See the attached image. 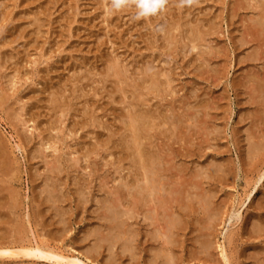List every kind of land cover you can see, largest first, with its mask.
Returning <instances> with one entry per match:
<instances>
[{"label":"rangeland","instance_id":"rangeland-1","mask_svg":"<svg viewBox=\"0 0 264 264\" xmlns=\"http://www.w3.org/2000/svg\"><path fill=\"white\" fill-rule=\"evenodd\" d=\"M110 2L111 0H0V141L1 143L3 142L2 144L5 147L8 158L10 157L11 171H13V177L9 176L11 174L10 171L6 173V175L8 174L6 178L2 177L5 174H0L5 181L2 182L3 180L1 181L0 178V197L2 194L4 198H7L6 188L11 187L17 191H15L16 193L13 192L16 200L19 199L17 205L20 207L16 206L17 208H14V211L5 209V213L15 212L17 213L16 216L15 213H13L14 215L11 213L13 216L8 214L3 216L0 212V215H2L0 216V227L2 225L0 228L1 238L9 237L6 239H10L13 234L11 220L13 218V220L16 219L14 221L18 222V225L21 223L19 227L20 230L22 229L23 237L28 236L27 238H29L28 240L25 239L26 241L39 240L53 245L56 249L59 246L57 250H60L64 255L73 254L76 257L80 255L79 259L83 261L87 257L86 254L90 253L88 254L89 259H95L96 264L99 262L107 264L109 260L111 261L109 264H151L155 249L159 248L157 252L159 251L162 254L161 243L147 237V233L151 236L152 233L156 232L154 226L151 224L147 226L146 224L149 221H144L143 218H140L143 217L144 211H147L148 208V205L146 208L143 205L144 201L141 200L144 207L141 206L142 208L138 210L139 205L135 208L138 213L145 209L143 213L141 214L140 212L136 218L127 220L135 226L138 233L137 239L134 240L132 245L135 255L132 260L127 257L126 252L121 253L118 248L121 246V240L114 241V243L110 241V236L115 233L113 232L112 234L113 230L110 231L107 226L109 224V222H106L107 219L101 220V217L104 216L102 214L103 211L106 212L105 214L108 213V210L104 208L112 202L117 207L116 211L118 213L126 211V208H130L128 212L135 213L131 208L133 198H130L134 195L129 194L127 196L126 194L129 191H126L130 190L131 193H134L133 190L136 185H134L135 187H132V185L135 182L143 185V174H141L140 169H138L140 172L136 170V173L139 172L140 174L134 173L136 167L132 166L135 163L131 157L133 154L130 153L134 151L132 150V140L129 136L132 131L129 126V128L125 126L128 125L126 124V120H128L126 115L133 112L130 111L132 107L128 106L139 104L136 107L137 111H143L144 109V111L147 110L148 115H151V111L157 114L151 115L152 123L154 124H152L151 131L148 132L150 137L148 136L147 141H142V145L144 147L148 143L147 148L144 147L147 151L151 152L150 150H152V152L154 151V153L160 155V158L164 157V159H161L163 160L161 161L162 163L165 162L162 164L164 166L161 169V181L163 182V179L169 180L168 183L173 184V188L176 190H178L177 186H179H176V183L181 181L183 188L181 185L179 186V195L181 193L182 199L187 200L183 201L185 203L188 202L185 204L187 207L184 206L182 211L178 205L172 210V214L175 212L176 219L180 220V223H185V226L183 224L181 226L179 223L176 234L173 233V236L176 235L174 236V242L176 243L173 242L174 245H168L169 248L165 251L170 253H167V257L170 258L171 253L174 254V258L177 257L175 260L171 257L173 258L172 262L176 261L174 264L179 262V264H202L204 261L206 264H225L220 256L221 247L228 259L231 256L229 259L231 264H260L262 261L257 260L259 257L264 262V177L251 196L248 199L245 197L246 192L252 188L253 179L257 176L259 162L264 159V114H262L264 113V80H260L264 79V48H262L264 46V31H261V28H264V24L262 25L260 21V19L264 20V1L199 0L194 6L181 8L179 0H168L163 12L156 16L139 20L134 18L136 11L134 6L121 11L110 12ZM175 13L176 15H174ZM256 18L257 20L259 19L258 22L261 24L260 29H256L259 23H253ZM175 23L176 27L174 26ZM189 29H192L191 33ZM195 34L196 37H191ZM190 40L192 43H190ZM193 40L197 41L196 44H198L195 45ZM191 44L197 46L199 50H197V47L190 48ZM115 61L119 65L121 63L124 64L117 66L116 63L118 68L126 65L119 70L120 79L123 83L120 80H116L112 70L109 69L111 73L107 70V66L115 65ZM147 66H152V68ZM146 68L151 69V71L154 69V72H158V79L161 77V80H159L162 85L160 84L157 88V91H160L159 97L155 96L157 91H153L155 95L151 92L153 96L148 93L147 86L143 84V87L141 86L143 90L140 89L141 87L137 88V90L135 88L132 89L135 84L140 85L144 74L142 72ZM156 69H159V71ZM121 70H126L124 71L126 76H122L124 72L121 73ZM162 70L164 71L162 72ZM104 72L108 73L103 75ZM100 74L101 76H99ZM163 75L166 77L162 78ZM128 78L129 80L132 78L135 80L129 81L127 80ZM163 79L166 80L165 83L162 82ZM167 81L168 86H171L172 89L166 85ZM163 84L166 85V89ZM114 85L115 87H113ZM144 86L146 91H144ZM162 87L164 89H161ZM119 88L122 89L120 90ZM93 90L96 93H93ZM132 90L137 93H132ZM138 90L141 94L140 92L138 93ZM52 96L58 102L54 101V98H51ZM122 98L124 99L122 100ZM144 98H148V100L146 101ZM135 99L138 100L137 103H134ZM60 103H64V105H60ZM188 105H190L189 108ZM191 106L194 108L192 109ZM59 107H62V109ZM153 107L154 109H152ZM86 108H92L90 113H88L89 110ZM182 108H185V110ZM126 111L128 112L126 113ZM159 111L162 112L163 116ZM260 111L261 114H259ZM183 113L185 116L192 115L186 118L185 116L183 117ZM167 114H170V116H167ZM61 115L63 116L61 117ZM155 116L159 119L157 120ZM179 116L183 117L181 122H179L180 118H175ZM170 117H172V122H169L171 120ZM185 118L186 121L189 118L192 120L190 122L187 121L190 123L189 126H187L188 123L185 125ZM85 119L86 122L84 121ZM95 119L99 121V124L96 123ZM164 120H166V123ZM125 121L126 123L124 124ZM84 122L87 125H84ZM89 122L93 123L90 124ZM193 122L194 125H191ZM157 123L160 124L161 128ZM168 123L171 125L176 123L173 128H177L178 124L179 129L173 132L169 128L170 125ZM180 123L184 124L185 127ZM165 124L169 126L167 127ZM170 133H172L171 136H169ZM121 137L126 140L124 141ZM105 139L107 145L105 144ZM253 139H257L255 143L260 144L259 149L250 147ZM248 141L250 144H248ZM43 142L46 143L41 146ZM260 142L263 143L261 144ZM122 144H126L127 146H125L128 148L126 149L125 147L124 150ZM50 145L51 147L49 148L48 146ZM159 145H161V148ZM151 146H156V148ZM158 147L161 151H158ZM107 150L108 153L106 152ZM128 150L132 151H129L128 154ZM247 150H250V154ZM164 153L169 155L166 154L165 156ZM127 154L130 155V160L123 157L124 155L127 156ZM169 157L172 158L168 159V161L167 158ZM55 159L58 160V166L56 162H52L53 160L56 161ZM55 163L56 167H59L58 173H56L57 168H52L55 165H51ZM178 163H180V168L181 164H183V171L182 169H180L181 171L179 169L175 171L174 165ZM261 164V169H264V161ZM48 165L52 168L51 170L54 168L55 170L53 172L50 171ZM129 166L132 169L135 168L134 171L131 172ZM178 166L176 168H179ZM118 167H121L122 170ZM116 168H118V172ZM127 168L129 171H127ZM48 169L52 173H49ZM2 171L3 168L0 173ZM203 171L207 174H203ZM127 172L132 174L129 175L130 173ZM200 172L202 173L200 174ZM176 173L182 176L183 179L179 180L180 177ZM202 174L205 175L207 180L203 178ZM207 175L210 177H207ZM129 176L138 177H135L136 179L132 177L131 179ZM140 176L141 178H139ZM175 176L179 177L178 180H176L177 177ZM49 177H54L55 179H50ZM111 177L117 180L120 179L118 182L121 180L123 182V179L131 182L129 185L127 181L121 183L127 184L125 187L119 185L120 183ZM143 177H146L145 174ZM6 180L11 186H8L9 184ZM47 180L52 182L49 187ZM144 182L147 183L146 179ZM186 182L188 186H191L189 188L192 190L186 186ZM116 183H118L117 191L114 190ZM164 183L167 182L164 181ZM168 183L164 185L167 191H169ZM180 183L178 182V184ZM171 184L170 186L172 187L173 185ZM199 184H201V187L198 186ZM45 185L50 188L47 191L49 195L53 198L55 197L53 201L50 196L48 197L49 199L47 198L48 193H46V190L48 188ZM52 185L55 187L54 190L59 189V191H56L61 195L58 192H53ZM122 187L127 190L124 192ZM1 188L3 189L1 190ZM112 188L114 189L112 190ZM185 189L189 190V192H185ZM40 191H43L42 194ZM108 191L111 194L108 195ZM111 191H115V200ZM119 191H123L125 194L122 193L125 196L121 193V198ZM164 191L161 193L166 194L167 191ZM171 191L173 189H170L167 194ZM201 191L203 194H201ZM206 191L208 192L206 193ZM211 192H214L213 196L210 195ZM187 193L196 194H193L194 196L191 195L195 199L189 198L190 195H184ZM198 193L200 194L199 196H197ZM45 195L47 196L45 197ZM79 195L86 202L81 200ZM172 195H175V193ZM201 195L202 198L200 197ZM203 195L206 196L203 197ZM208 195H210L209 199ZM44 197L47 199L44 200ZM103 197L106 199H102ZM108 197L111 198V201L113 199V201L111 202ZM125 197L126 199H124ZM120 198L124 199L125 202L131 199V201L126 202L127 204L129 203V206L131 204V206L128 207L123 202L124 200ZM117 199H120L126 207L124 208L123 204L119 205V201L117 204ZM50 200L52 202H46ZM194 200H198V203L194 202ZM50 203L52 204L49 205ZM105 203L106 205H104ZM0 204L1 206L6 205L4 202H0ZM98 204L100 205L98 206ZM47 205L49 208H47ZM57 205L59 210L61 208L64 210L61 209V211L55 212L58 209ZM198 206L204 208V213L200 212ZM3 208L0 210H3ZM213 208L218 213H215ZM97 209L99 210L97 211ZM65 210H67L68 214ZM211 211L213 214L215 213L214 217H212L213 214L210 215ZM22 213L24 219L20 217V215L23 216ZM96 214L101 215L96 216ZM59 215L65 219L61 220L62 218L60 219ZM174 215L173 217L175 218ZM207 215L217 219L213 220L211 218V222L210 217ZM179 216L181 218H178ZM192 216L198 219V222L195 223L196 219L194 220ZM200 216L205 219L199 218ZM5 217L7 220L4 219ZM96 219L99 221H95ZM200 219L201 221H199ZM1 220L2 222L5 220V223H1ZM23 220L24 223L26 222L25 224L28 223L26 229L29 227V231L24 229ZM6 222H8V225H6ZM97 223H99L98 227L101 226L100 229L97 225L96 227L94 226ZM37 224L38 226H36ZM69 224L70 226H68ZM196 225H198V228ZM201 225H208L209 229V244H212V246L208 244L209 247L206 249H201V247L198 249L201 239L197 238L195 231L198 229L199 233ZM3 226L6 227V231L9 229L8 226L11 227L9 234L7 232L5 234V227ZM65 227H68L67 230ZM95 228L100 231L97 232L98 236L97 233L92 235L97 231ZM181 228H184V232L180 230ZM59 229L63 232H60ZM105 229H108L110 233L108 230L101 233ZM36 230H39V232H36ZM65 230L66 232L64 233ZM88 230L92 232H88ZM93 230L95 231L93 232ZM24 233L28 234L24 236ZM30 233L32 238H30ZM33 233H35V236ZM39 233H42V238ZM85 233H88V235ZM105 233L110 235L109 239L108 235H103ZM100 235H103V237ZM46 236L48 238H45ZM177 236L178 238H176ZM195 236L198 240L194 242ZM95 239L100 240L95 243ZM52 241H54L53 244ZM111 243L114 246L112 245L108 249L111 248L110 251L114 255L111 258L115 262L112 259H107L108 261L106 260L105 262L104 258H109L110 255L108 254L112 253L106 252L108 251L107 244L111 245ZM116 246L117 249H115ZM172 246L174 247L172 248ZM94 247H96V250ZM73 249H75V252H72ZM196 249L198 250L196 251ZM90 250H93L94 253ZM148 250L151 252H148ZM165 251L163 253H166ZM203 251L204 253H202ZM106 254L108 257H106ZM255 256H257L256 260L254 259ZM147 258H151L150 263H147L149 262ZM165 258L163 255H158L152 264H162L160 263L161 259L164 262ZM24 260L29 261L28 263L26 262L27 264L57 263L52 260L46 262L48 260L45 261V259L41 258H22V260L9 261L4 259V262L0 261V264H22L25 262Z\"/></svg>","mask_w":264,"mask_h":264},{"label":"bare ground","instance_id":"bare-ground-1","mask_svg":"<svg viewBox=\"0 0 264 264\" xmlns=\"http://www.w3.org/2000/svg\"><path fill=\"white\" fill-rule=\"evenodd\" d=\"M257 1H259V0H257ZM264 1V0H263ZM262 2V1H261ZM256 7H258V6H256ZM263 8V7H262ZM110 11V10H109ZM179 11V10H178ZM262 11V10H261ZM107 12V11H106ZM111 12V11H110ZM264 12V11H263ZM262 12V13H263ZM177 13V12H176ZM176 13L174 14V15H176ZM181 13V12H180ZM182 14V13H181ZM179 15V14H178ZM264 16V15H263ZM175 17V16H174ZM178 18V17H177ZM258 18V17H257ZM257 18H256V21L255 22H253L254 24L257 22V23H259L258 22V20H257ZM178 19H180V18H178ZM184 19H185V17H184ZM264 19V18H263ZM34 21H35V19H34ZM34 21H33V23H34ZM186 21V20H185ZM260 21H261V24L263 25L264 24V20L262 21L261 19H260ZM178 22V21H177ZM176 22V23H177ZM263 22V23H262ZM176 23H175V27H176ZM182 23V22H181ZM187 23V22H186ZM36 24V23H35ZM34 24V25H35ZM172 24V23H171ZM254 24H252V25H254ZM261 24L259 23L258 25H257V28L256 29H260V26H261ZM41 25V24H40ZM44 25V24H43ZM170 25V24H169ZM172 25V26H173ZM185 26V25H184ZM183 26V27H184ZM192 26V25H191ZM170 27H171V25H170ZM200 27V26H199ZM187 28H188V26H187ZM254 28V27H253ZM185 29V28H184ZM196 29V28H195ZM195 29H193V30H195ZM262 30L261 31H264V28H261ZM190 30V33H191V31H192V29H189ZM199 30V29H198ZM186 32V31H185ZM195 32V31H194ZM189 32H188V34H190ZM199 33V32H198ZM193 34V33H192ZM201 34H203V33H201ZM205 34V33H204ZM198 35V34H197ZM190 37V36H189ZM191 37H196V34L195 35H193V36H191ZM198 37V36H197ZM200 38V37H199ZM198 38V39H199ZM203 38V37H202ZM190 39V38H189ZM191 41V40H190ZM193 42H195L194 40H193ZM197 42V41H196ZM196 42H195V45H197L196 44ZM200 42V41H199ZM190 43H192V41L190 42ZM200 44H202V43H200ZM261 44H263V43H261ZM261 44H259L261 47H262V45ZM194 44H191L190 45V48H196L197 46H195ZM199 46V45H198ZM260 47V48H261ZM262 48H264V46L262 47ZM197 50H199L198 49V47H197ZM264 50V49H263ZM151 61V60H150ZM108 62H112V61H108ZM116 61H115V65H110V67H108L107 66V70H112V73L114 74V76L116 77V80H120L121 81V77H120V68H122V67H125V66H121L120 68H118L117 66H120V65H124V64H120L119 65V63H117V66H116ZM114 64V63H113ZM150 64H152V63H150ZM149 66V65H148ZM147 66V67H148ZM142 68H145V67H142ZM148 68H152V66L151 67H148ZM148 68H146V69H144V71L142 72V70H141V72H142V74H143V77L141 78V82H140V85L139 84H135V86L132 88V89H136L137 90V88H140L141 86H142V84L143 85H146L147 86V92L148 93H151V92H153V91H157V88H158V86L161 84L162 85V83H160V80L158 79V77H159V75H158V72H154L155 70L153 69V71H151V69H148ZM105 69V68H104ZM124 69V68H123ZM126 69V68H125ZM110 70H109V73H111L110 72ZM127 70V69H126ZM126 70H124V71H126ZM156 70H158L159 71V69H156ZM161 70V69H160ZM104 71V70H103ZM124 71H122L121 70V73H123ZM164 70H162V72H163ZM263 71V70H262ZM161 72V71H160ZM160 72H159V74H160ZM105 73V72H104ZM103 73V75H106L108 72H106L105 74ZM124 73H125V75H124ZM123 73V77L124 76H126V72H124ZM137 73H139V72H137ZM263 73V72H262ZM141 74V75H142ZM139 75V74H138ZM145 75V76H144ZM167 75V74H166ZM80 76V75H79ZM99 76H101V74L99 75ZM128 76V75H127ZM165 75H163V77L162 78H165L164 77ZM105 77V76H104ZM110 77V76H109ZM134 77V76H133ZM79 78V77H78ZM99 78V77H98ZM126 78V77H125ZM135 78V77H134ZM134 78H132L133 80H135ZM76 79H77V77H76ZM80 79V78H79ZM102 79H104V78H102ZM102 79H98V80H102ZM105 79H106V77H105ZM132 79H130L131 81H132ZM126 80V79H125ZM127 80H129V78L127 79ZM129 80V81H130ZM165 79H163L162 80V82H166V80L164 81ZM259 80V79H258ZM260 80H264V79H260ZM106 81H107V79H106ZM105 81V82H106ZM103 82V81H102ZM104 82V83H105ZM122 82V81H121ZM123 83V82H122ZM125 83V82H124ZM130 83H132V82H130ZM139 83V82H138ZM256 83V82H255ZM125 84H127V83H125ZM131 85V84H130ZM163 85H165V84H163ZM167 86H168V81H167V84H166ZM166 85H165V89L167 88L166 87ZM263 85V84H262ZM120 86V85H119ZM113 87H115V85L113 86ZM117 87V86H116ZM125 87V86H124ZM130 87V86H129ZM143 87V86H142ZM140 88V89H142L143 90V88ZM164 87V86H163ZM161 88V89H164V88ZM169 87V86H168ZM253 87H255V86H253ZM260 87H261V85H260ZM128 88V87H127ZM160 88V87H159ZM169 88H171V86L169 87ZM116 89H118V88H116ZM120 89V88H119ZM122 89V88H121ZM120 89V90H121ZM144 91H146V87L144 86ZM172 89V88H171ZM256 89V88H255ZM263 89H264V87H263ZM113 90H114V88H113ZM127 90V89H126ZM128 90H131V89H128ZM141 90V91H142ZM159 90V89H158ZM253 90V89H252ZM262 90V89H261ZM260 90V91H261ZM116 91V90H115ZM166 91V90H165ZM167 91H169V90H167ZM3 92V91H2ZM81 92V91H80ZM128 92V91H127ZM131 92V91H130ZM133 92H135V91H133L132 90V93ZM140 91L138 90V93H139ZM158 92V91H157ZM156 92V94L157 95H155V93L153 92V94L155 95V96H158L159 97V92L157 93ZM170 92H172V90H170ZM264 92V91H263ZM4 93V92H3ZM82 93V92H81ZM93 93H96V92H94V90H93ZM121 93V92H120ZM126 93V92H125ZM135 93H137V92H135ZM163 93H165V92H163ZM162 93V94H163ZM258 93V92H257ZM261 93H262V91H261ZM260 93V94H261ZM128 94V93H127ZM140 94H141V92H140ZM145 94V93H144ZM166 94V93H165ZM90 95H92V94H90ZM134 95V94H133ZM139 95V94H138ZM147 95V94H146ZM151 95H152V93H151ZM253 95V94H252ZM257 95V94H256ZM262 95V94H261ZM264 95V94H263ZM263 95H262V98H263ZM123 96H124V94H123ZM141 96H143V95H141ZM153 96V95H152ZM154 96V97H155ZM165 96V95H164ZM147 97V96H146ZM149 97V96H148ZM3 98V97H2ZM51 98H54L53 96L51 97ZM120 98V97H119ZM138 98V97H137ZM152 98V97H151ZM160 98H161V96H160ZM254 98H255V96H254ZM124 98H122V100H123ZM130 99H132L133 100V98L132 97H130ZM145 99V98H144ZM154 99V98H153ZM56 100V98H54V101ZM121 100V99H120ZM146 101L148 100V98L147 99H145ZM252 100H253V97H252ZM57 101V100H56ZM137 99H135V101H134V103H137ZM258 101V100H257ZM58 102V101H57ZM122 102V101H121ZM131 102V101H130ZM111 103V102H110ZM129 103V102H128ZM140 103V102H139ZM257 103H259V102H257ZM51 104V103H50ZM61 104H63L64 105V103H60V105ZM123 104H124V102H123ZM146 104V103H145ZM147 104H148V102H147ZM261 104V103H260ZM59 105V104H58ZM57 105V106H58ZM126 105H128V104H126ZM139 105V104H138ZM138 105H136V104H131V106H128V107H132V110H130V111H133V112H131V114H127L126 115V113L128 112V111H126V113H125V115H126V119H128V120H126L127 121V123H126V121L124 122V124L126 123V124H128L127 126H125V127H127V128H129L131 131H132V134L130 133V135L129 134H127V135H129L128 137L132 140V150L134 151V152H130L131 154H133V156L131 155V157L133 158V161H134V163L136 164H134V165H132V166H134V167H136V169H135V171H134V169H132L130 166V171L132 172V171H134V173L135 174H138L140 171L138 170V169H140L141 170V174H145V178L143 177V175H142V179H143V185L141 184V183H138V184H136V182H135V184H133L132 185V187H135L134 185H136V187L134 188V193H131L130 192V190H125V188L124 187H122V188H124V192L126 191V192H128L126 195L128 196L129 194H131V195H134L135 196V198H134V196H131L130 198L132 199L133 198V200H132V206H131V204H130V206H131V208H132V211L134 212L135 211V213H132V212H128V210L130 209H128V208H126L127 210L126 211H123L122 213H118L116 210V206L113 204V199H112V201H111V198L110 197H108V199L110 198V201L112 202L111 204L109 203L105 208L103 207V205H101V207H103L104 209H106V210H108L107 212V214H105L106 212H104L103 211V213L102 214H104V216H102L101 217V220L102 219H104V220H106L107 219V221L106 222H109V224H107V226L109 227V229H110V231L111 230H113L112 231V234H113V232L115 233V234H113V235H108V234H103V235H105V236H107L108 237V239H109V236H110V241L111 242H113L114 243V241H117V240H121V246L120 247H118L120 250H121V253H123V252H126L127 253V257H129V259H131L132 260V257L134 258V247L132 246L133 245V243H134V240L135 239H137V236H138V233H137V231H136V228H135V226H133L131 223H129L127 220L128 219H132V218H136L139 214H140V212L138 213V211L135 209V208H137L139 205V208H138V210L139 209H141L142 207H144L145 206V208H146V206L148 205V208H147V211L145 210H143L144 211V214H143V217H140L141 219L143 218V220L144 221H146V220H148L149 222V224L147 223L146 225L147 226H150V224L151 225H153L154 226V228H155V230H156V232H154V233H152L151 234V236H150V234H148L147 233V237H148V239H153L154 241H157V242H160L159 244L160 245H162V254L158 251L157 252V250L159 249V248H157V249H155L156 251L154 252L155 254V256L154 255H152L153 256V262H154V259H156L157 257H158V255H163V256H165L166 258H165V261L163 262V260L161 259V262L160 263H162V264H174V262H176V261H173L172 262V259L174 258V254H172V256H171V254H170V258H168L167 257V253L169 252H166L167 251V249L169 248L168 247V245H174L173 244V242L175 241V237L174 236H176V235H174L173 236V233L174 234H176V231L178 230V225H179V223H180V220H177L176 218V216L174 215V213L175 212H173V214H172V210H174L175 209V206H177L178 205V207H180V209H181V211H182V209L184 208V206H186L185 204H187V203H185V201H187V200H185L184 198L182 199V195H181V193H180V195H179V186L181 185V181H178L180 184H178V182L176 183V186L177 185H179V186H177V189L178 190H176L175 188H173L174 187V185L173 184H171V185H173L172 187L170 186V184L168 183V181H166L165 179H163L165 182H167L169 185V187H168V190L170 191V189L172 190L173 189V191H171L169 194H167L169 191H167L166 190V188H164V185L166 184L167 185V183H164V181L162 182L161 181V169L163 168V166H162V164H164L165 162H161V161H163V160H161L162 158L164 159V157H162V158H160L159 156L160 155H157L156 153H154V151L152 152V150H150L151 152H149V151H147L144 147H146V146H148V143H147V145L145 146L144 145V147H143V145H142V141H144V140H146L147 138H148V136H149V134H148V132L149 131H151V129H152V124H154V123H152V117H151V115H153L154 113L156 114V112H154L153 113V111H151L152 113H150L151 115H148L149 113H147V110H145L144 111V109H143V111H137L136 110V107L138 106ZM141 105H142V103H141ZM257 105V104H256ZM262 105V104H261ZM149 106V105H148ZM168 106H169V104H168ZM189 106L190 105H188V108H189ZM263 106V105H262ZM51 107H52V104H51ZM55 107V106H54ZM142 107V106H141ZM146 107V106H145ZM155 107V106H154ZM154 107L152 108V109H154ZM157 107V106H156ZM192 107V109L194 108L193 106H191ZM259 107V106H258ZM57 108V107H56ZM59 108H61L62 109V107H59ZM66 108H67V106H66ZM122 108H123V106H122ZM138 108H140V107H138ZM160 108V107H159ZM83 109V108H82ZM84 109H85V107H84ZM86 109H88V108H86ZM90 109H92V108H90ZM90 109H88L89 110V112L88 113H90ZM141 109V108H140ZM183 109V108H182ZM260 109V108H259ZM258 109V110H259ZM263 109H264V107H263ZM262 109V110H263ZM57 110H58V108H57ZM139 110V109H138ZM151 110V109H150ZM157 110H159L158 108H157ZM167 111H168V109H166ZM183 110H185V108L183 109ZM188 110V109H187ZM195 110V109H194ZM62 112H63V110H61ZM188 111H190V110H188ZM55 112V111H54ZM57 113H58V111H56ZM60 112V111H59ZM160 112V114L162 115V112L161 111H159ZM159 112H157V113H159ZM185 112V111H184ZM192 112H193V110H192ZM263 112V111H262ZM64 113V112H63ZM83 113V112H82ZM85 114H86V112H84ZM165 113H166V111H165ZM164 113V114H165ZM185 113H187V112H185ZM195 113V112H194ZM199 113V112H198ZM160 114H158V115H160ZM201 114V113H200ZM259 114H261V111L259 112ZM262 114H264V113H262ZM55 115V114H54ZM64 115V114H63ZM63 115H61V117L63 116ZM84 115V114H83ZM124 115V116H125ZM157 115V114H156ZM170 116V114H167V116ZM187 115V114H186ZM190 115H192V114H189L188 116H190ZM127 116H128V118H127ZM163 116V115H162ZM161 116V117H162ZM178 116V115H177ZM185 116V114L183 113V117ZM188 116H185L186 118L188 117ZM87 117H88V115H87ZM159 117V116H158ZM161 117H160V119H161ZM182 117V118H183ZM198 117H199V115H198ZM155 118H157L156 116H155ZM165 118H167L166 116H165ZM171 118V120L169 121V122H172V117H170ZM175 118H180L179 119V122H181L182 120V118L179 116V117H175ZM186 118H185V122H186V124L185 125H187V123H188V125L187 126H189V122L190 121H192V120H190V118H189V120H187V121H189V122H187L186 121ZM193 118H194V116H193ZM29 119V118H28ZM159 118H157V120H158ZM162 119H164L163 117H162ZM168 119V118H167ZM166 119V120H167ZM196 119H198V118H196ZM54 120V119H53ZM60 120V119H59ZM96 120V119H95ZM166 120H164V122L166 121ZM177 120V119H176ZM184 120V119H183ZM28 121V120H27ZM26 121V122H27ZM55 121V120H54ZM85 122H86V119L84 120ZM89 121V120H88ZM94 121V120H93ZM156 121V120H155ZM154 121V122H155ZM56 122V121H55ZM84 122V125H87L86 123ZM99 121H97L96 120V123L97 124H99L98 123ZM160 122V121H159ZM158 122V123H159ZM162 122V121H161ZM185 122H182V123H185ZM90 123V122H89ZM93 122H91L90 124H92ZM103 123H105V122H103ZM123 123V122H122ZM157 123V125H159L160 126V124H158ZM166 123V122H165ZM177 123H178V120H177ZM182 123H180V124H182ZM123 124V125H124ZM169 124V123H168ZM172 124H174V125H171V124H169L170 125V129L171 130H173V132L174 131H176V129H179V127H178V124H177V128L175 127V128H173V126H176V123H172ZM105 125V124H104ZM166 125V124H165ZM169 125H166L167 127L169 126ZM183 126H184V124H182ZM191 125H194V122L193 123H191ZM54 126H56V125H54ZM77 126H79V125H77ZM129 126V127H128ZM155 126V125H154ZM159 126H157V127H159ZM33 127V126H32ZM36 127V126H35ZM103 127V126H102ZM172 127V128H171ZM185 127V126H184ZM79 128V127H78ZM156 128V127H155ZM160 128H161V126H160ZM164 128H166V127H164ZM180 128H181V125H180ZM189 128V127H188ZM153 129H154V127H153ZM157 129V128H156ZM167 129V128H166ZM175 129V130H174ZM186 129V128H185ZM171 130H170V132H171ZM130 131V132H131ZM154 131H156V130H154ZM158 131V130H157ZM128 132H129V130H128ZM152 132H153V130H152ZM172 132V133H173ZM158 133H160V132H158ZM164 133V132H163ZM172 133H170V135L169 136H171V134ZM153 135H154V133H152ZM161 134V133H160ZM169 134V133H168ZM132 135V136H131ZM158 135V134H157ZM156 135V136H157ZM111 137V136H110ZM150 137V136H149ZM151 138H152V136H151ZM151 138H149V139H151ZM262 138V137H261ZM264 138V137H263ZM121 139H123V137H121ZM124 140V139H123ZM126 140V139H125ZM124 140V141H125ZM254 140V139H253ZM252 140V142H251V144L252 145H250V147L252 148H260L259 146H260V144L259 143H255L256 142V140H254L253 141ZM263 140V139H262ZM105 141V144H106V139L104 140ZM120 141H122V140H120ZM147 141V140H146ZM250 141V140H249ZM249 141H248V144H250L249 143ZM109 142V141H108ZM111 142V141H110ZM123 142V141H122ZM121 142V143H122ZM145 142V141H144ZM153 142H154V139H153ZM3 143V142H2ZM1 143V141H0V170H2V168H3V171L0 173V174H5L4 176H2V177H7L8 176V174L6 175V173H9V171L11 172V174L9 175V176H12L13 174H12V172L13 171H11V166H10V160H9V158H8V156H7V153H6V150H5V147L3 146V144ZM46 142H43L42 143V145L41 146H43V144H45ZM100 143V142H99ZM123 143H125V142H123ZM261 144L263 143V142H260ZM50 144V143H49ZM52 144H53V142H52ZM95 144V143H94ZM94 144H93V146H94ZM98 145V144H97ZM103 145H104V142H103ZM107 145V144H106ZM126 145V144H125ZM124 144H122V146L124 147V150H125V147L127 146H125ZM151 145H153V144H151ZM7 146V145H6ZM18 146V145H17ZM101 146H102V144H101ZM120 146H121V144H120ZM161 145H159V147H160ZM49 148L51 147V145L50 146H48ZM47 147V148H48ZM92 147V146H91ZM103 147V146H102ZM151 147H155L156 148V146H151ZM158 147V151H161L160 150V148ZM52 148H53V146H52ZM93 148V147H92ZM99 148V147H98ZM105 148H107V147H105ZM108 148H109V146H108ZM107 148V149H108ZM121 148V147H120ZM128 147H126V149H127ZM147 148V147H146ZM248 148V147H247ZM252 148V149H253ZM57 149V148H56ZM88 149V148H87ZM94 149V148H93ZM96 149V148H95ZM130 149V148H129ZM152 149V148H151ZM165 149V148H164ZM257 149V150H258ZM109 150V149H108ZM108 150L106 151L107 153H108ZM124 150H122L123 152H124ZM132 150H128V154H129V151H132ZM162 150H163V148H162ZM110 151V150H109ZM248 151V150H247ZM250 151V150H249ZM249 151H248V153H249ZM252 151H254V150H252ZM252 151H251V153H252ZM85 152V151H84ZM96 152H97V149H96ZM111 152V151H110ZM123 152H122V154H123ZM164 152V151H163ZM264 152V151H263ZM39 153H41L40 151H39ZM106 153V154H107ZM254 153V152H253ZM83 154V153H82ZM84 154H86V153H84ZM88 154V153H87ZM111 154V153H110ZM124 154H126L125 152H124ZM127 154V156H123V157H126V158H128L129 159V156L130 155H128ZM162 154V153H161ZM167 154V153H166ZM166 154L164 153V155L166 156ZM250 154V153H249ZM248 154V155H249ZM80 155H81V153H80ZM167 155H169V154H167ZM255 155V154H254ZM84 156V155H83ZM250 156V155H249ZM259 156V155H258ZM86 158V157H85ZM172 158V157H171ZM170 157L169 158H167V160L168 159H171ZM252 158V157H251ZM260 158V157H259ZM11 159H12V157H11ZM76 159V158H75ZM74 159V160H75ZM123 159H125V158H123ZM127 159V160H128ZM253 159V158H252ZM251 159V160H252ZM258 159V158H257ZM263 159V158H262ZM56 161H52L53 163L54 162H56L57 163V166H58V160L57 159H55ZM77 160V159H76ZM130 160V159H129ZM165 160H166V158H165ZM166 160V161H167ZM174 160V159H173ZM254 160V159H253ZM252 160V162L254 163V161ZM169 161V160H168ZM168 161H167V163H168ZM256 161H258V160H256ZM264 161V159L261 161V162H259V170H257V176H256V174H255V176H256V178H254L253 180H254V182H253V185H252V188L250 189V191L248 192H246V195H245V197L248 199L250 196H251V194H252V192L256 189V186L261 182V180L263 179V177H264V169H261L262 168V162ZM114 162V161H113ZM112 162V163H113ZM128 162H130V161H128ZM132 162V161H131ZM15 163V162H14ZM56 163L55 164H51V165H55V166H52V168L53 167H55V168H57V172L56 173H58V170H59V167H56ZM120 163V162H119ZM173 163V162H172ZM171 163V164H172ZM13 164V163H12ZM16 164V163H15ZM14 164V165H15ZM110 164V163H109ZM137 164H138V168H137ZM50 165V164H49ZM48 165V166H49ZM170 165V164H169ZM179 165V166H178ZM13 166V165H12ZM16 166V165H15ZM122 166V165H121ZM168 166V165H167ZM175 167H174V169H175V171H176V169H182L183 167V164H181V168H180V163H178L177 165H174ZM176 166H178L179 168H176ZM113 167H115V165H113ZM123 167V166H122ZM125 168H126V166H124ZM184 167H185V165H184ZM49 168H50V166H49ZM52 168H50V171H54L55 170V168L53 169V170H51ZM118 168H121V167H118ZM118 168H116V171L118 172ZM216 168V167H215ZM115 169V168H114ZM128 169V168H127ZM129 169L127 170V171H129ZM132 169V170H131ZM169 169H170V167H169ZM185 169V168H184ZM214 169V168H213ZM217 169V168H216ZM258 169V168H257ZM16 170V169H15ZM121 170H122V168H121ZM120 170V171H121ZM124 170V169H123ZM139 171L138 173H136L137 171ZM178 170V172H180ZM215 170V169H214ZM49 171V169H48V172L49 173H52V172H50ZM115 171V172H116ZM182 171H183V169H182ZM216 171V170H215ZM131 172H127V173H130L129 175H131L132 173ZM164 172V171H163ZM170 172V171H169ZM168 172V173H169ZM204 172V171H203ZM256 172V171H255ZM120 173V172H119ZM133 173V175H135ZM165 173V172H164ZM202 172H200V174H201ZM14 174H16V173H14ZM54 174V173H53ZM126 174V173H125ZM140 174V173H139ZM170 174V173H169ZM176 174H178V173H176ZM183 174V173H182ZM203 174H207L206 172H204ZM202 174V175H203ZM211 174V173H210ZM57 175V174H56ZM118 175V174H117ZM120 175V174H119ZM124 175V174H123ZM205 175H203L204 177L203 178H205ZM14 176H16V175H14ZM51 176V175H50ZM53 176H55V175H53ZM120 176H122V175H120ZM119 176V177H120ZM126 176H127V174H126ZM177 176H179V174L177 175ZM177 176H175V177H177ZM192 176V175H191ZM190 176V177H191ZM198 176V175H197ZM2 177L0 176V178H1V181L3 180L2 179ZM13 177V176H12ZM132 177H134V176H132ZM132 177H130L129 176V178H131L132 179ZM136 177V176H135ZM134 177V178H135ZM138 177V176H137ZM136 177V178H137ZM165 177V176H164ZM180 177V178H179ZM179 177H177V179L176 180H178V178H179V180H181V179H183L182 178V176H179ZM207 177H210L209 175H207ZM50 179H52V178H54V177H49ZM48 178V179H49ZM112 179H115V178H113V177H111ZM117 178H118V176H117ZM128 178V177H127ZM133 178V179H134ZM135 178V179H136ZM139 178H141V176L139 177ZM138 178V179H139ZM195 178V177H194ZM55 179V178H54ZM107 179H109V178H107ZM120 179H121V177H120ZM120 179H118V180H120ZM123 179V178H122ZM134 179V180H135ZM145 179H146V182L147 183H145L144 181H145ZM206 179V178H205ZM11 180V179H10ZM115 180H117V179H115ZM118 180L116 181V182H118ZM171 180V179H170ZM174 180V179H173ZM185 180L188 182V180L185 178ZM196 180V179H195ZM207 180V179H206ZM0 181V182H1ZM7 181V180H6ZM48 182H49V180H47ZM124 181H127V184L129 185V183L131 182H128V180L126 179H123V182ZM140 181V180H139ZM172 181V180H171ZM183 181V180H182ZM205 181V180H204ZM2 182H5L4 180L2 181ZM47 182V183H48ZM104 183H105V181H103ZM102 182V183H103ZM122 182V180L121 181H119L118 183H120L119 185H123V186H127V184H121V183H123ZM174 182H176L175 180H174ZM187 182H186V184H187ZM192 182V181H191ZM191 182H189V183H191ZM197 182H198V180H197ZM7 183H8V181H7ZM11 183V182H10ZM53 183H54V180H53ZM101 183V184H102ZM118 183H116V186L114 187V188H112V190L114 189L115 191H117L116 190V188L118 187L117 185H118ZM134 183V182H133ZM145 183V184H144ZM199 183H201V182H199ZM203 183V182H202ZM205 183V182H204ZM9 184V183H8ZM49 184L51 185L52 184V182H51V180H50V182L47 184L48 185V187H49ZM141 184V185H140ZM193 184V183H192ZM139 185V186H138ZM184 185H185V182H184ZM190 185V184H189ZM195 185H197L196 183H195ZM194 185V187H196ZM8 186H11V184H9ZM56 186V185H55ZM102 186V185H101ZM188 188L189 187H191V186H188V184L186 185ZM198 186H200L201 187V184H199ZM251 186V185H250ZM5 187V186H4ZM45 187H46V185H45ZM48 187H46V188H48ZM52 189L54 190L55 189V187L52 185ZM166 187V186H165ZM181 187L183 188V184L181 185ZM200 187H198V188H200ZM44 188V187H43ZM46 188H45V190H46ZM85 188V187H84ZM122 188H120V189H122ZM128 188V187H127ZM130 188V187H129ZM3 188H1V190H2ZM11 189V190H10ZM175 189V190H174ZM190 189V188H189ZM7 190H8V193H7ZM45 190H43L44 192H45ZM48 190H50V188H48L47 190H46V193H48L47 191ZM56 190H58L59 191V189H56ZM56 190H54L53 192H58V191H56ZM105 190V189H104ZM123 190V189H122ZM163 190H165V191H167V195H169V196H167L165 193H161ZM190 190H192V189H190ZM194 190V189H193ZM199 190V189H198ZM202 190V189H201ZM16 191V190H14V189H12L11 187H7L6 188V197L7 198H4L3 196H2V194H1V197H0V202H4V204L6 203V205L4 206L3 204V206H1V204H0V209L1 208H3V210H0V212H1V214L4 216V214L6 215V214H8L9 216L11 215V216H13L14 214L13 213H15V212H11V213H5V209L6 210H13L14 211V208L16 209L17 207H19L18 205H17V203H18V201H19V199L18 200H16V197H15V195H14V192ZM43 191H40V193L42 194V192ZM52 191V190H51ZM81 191V190H80ZM110 191V190H109ZM108 191V192H109ZM114 191V192H115ZM164 191V192H165ZM182 191V190H181ZM180 191V192H181ZM197 191V190H196ZM204 191V190H203ZM210 191V190H209ZM1 192V191H0ZM17 192V191H16ZM15 192V193H16ZM107 192V193H108ZM112 192V191H111ZM114 192H112V194H113V197L116 195ZM120 192V191H119ZM123 192V191H122ZM122 192H120L119 194H120V196H121V193ZM123 192V193H124ZM175 193V195H172L173 193ZM185 192H189V190L187 191V189H185ZM198 192V191H197ZM202 192V191H201ZM208 191H206V193H207ZM59 193V192H58ZM81 193V192H80ZM105 193V192H104ZM123 193H122V195H123ZM204 193H205V191H204ZM213 193L214 192H211V194L210 195H212L213 196ZM54 194V193H53ZM109 194H111L110 192L108 193V195ZM115 194V195H114ZM125 194V193H124ZM144 194H146L145 195V197H144ZM183 194V193H182ZM194 194V193H193ZM189 194V193H187V194H184V195H190L189 196V198H193V199H195L193 196L194 195H196V194ZM201 194H203V192L201 193ZM44 195V194H43ZM59 195H61L60 193H59ZM170 195H172V196H170ZM179 195V196H178ZM191 195H193V196H191ZM200 194L198 193V195L197 196H199ZM210 195H208V199L210 198ZM47 195H45V197H46ZM50 195H49V193H48V196H47V198L49 197ZM80 197H81V195H79ZM123 196H125V195H123ZM126 196V197H127ZM204 196H206V195H203V197ZM44 197V198H45ZM60 197H63V196H60ZM104 197H106V196H104ZM102 198V199H106V198ZM116 197V196H115ZM115 197H114V200H115ZM126 197L124 198V199H126ZM201 198H202V195L200 196ZM47 198H45L44 200H46ZM50 198L52 199V201H53V199L55 198H53V197H51L50 196ZM117 198H118V196H117ZM121 198H122V196H121ZM120 198V199H121ZM130 198H128V199H130ZM188 198V199H189ZM207 198V197H206ZM205 198V199H206ZM212 198V197H211ZM43 199V198H42ZM49 199V198H48ZM58 199V198H57ZM120 199H117L116 201V203L118 204V201H119V205H124V203H126L128 200H126V202H125V200L124 199H121V200H124L123 202L122 201H120ZM131 199L129 200V201H131ZM208 199H206L208 202H209V200ZM43 200V202H45ZM81 200H84L82 197H81ZM101 200V199H100ZM141 200L142 201H144V203H146V204H144L143 203V205L144 206H142V203H141ZM183 200H185V201H183ZM190 200V199H189ZM199 200H201V199H199ZM241 200V199H240ZM239 200V201H240ZM51 200L50 201H46V202H52ZM85 201V200H84ZM84 201H83V203H84ZM103 201V200H102ZM108 201V200H107ZM128 201V202H129ZM207 201H206V203H207ZM241 201H243V200H241ZM241 201H240V203H241ZM54 202H55V200H54ZM82 202V201H81ZM86 202V201H85ZM105 202V201H104ZM109 202V201H108ZM194 202H196V203H198V200H194ZM20 203V202H19ZM121 203V204H120ZM131 203V202H130ZM182 203H184V204H182ZM191 203V202H190ZM195 203V204H196ZM243 203V202H242ZM52 203H50L49 205H51ZM58 204V203H57ZM61 204V203H60ZM127 204V203H126ZM129 204V203H128ZM127 204V205H128ZM200 204V203H199ZM203 204V203H202ZM207 204H209V203H207ZM39 205H41V203H39ZM54 205V204H53ZM100 204H98V206H99ZM104 205H106V203L104 204ZM201 205V204H200ZM204 205V204H203ZM17 206V207H16ZM21 206V205H20ZM60 206V205H59ZM129 205H128V207H130ZM142 206V207H141ZM207 206V205H206ZM124 208L126 207V205H124L123 206ZM149 207H150V210L148 211V209H149ZM187 207V206H186ZM199 207V206H198ZM209 208H210V206H208ZM20 208V207H19ZM18 208V209H19ZM46 208V207H45ZM47 208H49L48 207V205H47ZM57 208H58V205H57ZM61 208V207H60ZM99 208V207H98ZM103 208H102V210H103ZM200 208V207H199ZM216 208V207H215ZM36 209V208H35ZM40 209V208H39ZM62 210H64L63 208H61ZM61 209L59 210V208L57 209V210H55V212H58V210L59 211H61ZM202 209V210H201ZM203 209L204 208H200V212H203ZM208 209V208H207ZM45 210V209H44ZM47 210V209H46ZM52 210H53V208H52ZM51 210V211H52ZM99 209H97V211H98ZM101 210V209H100ZM101 210V211H102ZM119 210V209H118ZM192 210V209H191ZM193 210H195V209H193ZM197 210V209H196ZM195 210V211H196ZM209 210V209H208ZM213 210H215L214 208H213ZM8 211V212H9ZM21 211V210H20ZM54 211V210H53ZM66 212H67V210H65ZM96 211V210H95ZM96 211V212H97ZM143 211L141 212V214L143 213ZM17 212V211H16ZM23 212V211H22ZM38 212V211H37ZM54 212V213H55ZM183 212H185L184 210H183ZM33 213V212H32ZM40 213V212H39ZM38 213V214H39ZM61 213V212H60ZM97 213H99V212H97ZM204 213V212H203ZM206 213V212H205ZM208 213H210V212H208ZM215 213H218V211H216L215 210ZM214 213V214H215ZM16 214L17 213H15V216H16ZM19 214H21V213H19ZM18 214V215H19ZM41 214V213H40ZM39 214V216H41ZM67 214H68V212H67ZM188 214V213H187ZM213 214V212L211 211V214L210 215H212ZM214 214L212 215V217H214ZM233 214V213H232ZM2 215H0V216H2ZM7 215V216H8ZM22 215H23V213H22ZM101 214H96V216H100ZM173 215L175 216V218L173 217ZM191 215V214H190ZM236 215H237V213H236ZM63 216H64V212H63ZM63 216H60L59 215V217H60V219L63 217ZM178 216V215H177ZM182 216V215H181ZM203 216V215H202ZM202 216H200L199 218H201ZM208 216V215H207ZM20 217H23V219H24V215L23 216H21L20 215ZM32 217V216H31ZM59 217H56V218H59ZM69 217V216H68ZM67 217V219H69ZM121 217V218H120ZM187 217V216H186ZM193 217V216H192ZM208 217H210V216H208ZM212 217H210V219L212 218ZM12 218V217H11ZM14 218H16V217H14ZM19 218V217H18ZM34 218V217H33ZM178 218H181L180 216L178 217ZM194 218V217H193ZM197 218H198V216H197ZM2 219V218H1ZM4 219H6L7 220V218L5 217ZM21 219V218H20ZM19 219V220H20ZM27 219V218H26ZM32 219V218H31ZM51 219H52V217H51ZM59 219V220H60ZM65 219V218H64ZM63 218L61 219V220H64ZM66 219V220H67ZM100 219V218H99ZM189 219V218H188ZM196 218H194V220H195ZM202 219L204 220L205 218H203L202 217ZM209 219V220H210ZM213 219V218H212ZM212 219L210 220L211 222H212ZM217 219V218H216ZM216 219H213V220H216ZM12 220V224H13V229H12V231H13V234L10 236V239H6V238H9V237H4V238H1V235L2 234H0V261L1 262H4V259H7L8 261L9 260H15V259H20V260H22V258H37V259H39V258H41V259H45V261L46 260H48V261H46V262H49V260L51 261H54V263L55 262H57L58 264H96L95 263V259L93 260V259H89V255L88 254H90V253H88V254H86V256L88 257H86L85 258V260L83 261V260H81V259H79V256L78 257H76L75 255H73V254H70V255H64V253H62V252H60V250L58 251L57 249H59L58 247H57V249H56V247H54L53 245H51V244H49V243H45V242H42V241H39V240H34L33 242H31L30 240L29 241H26V240H28L29 238H27L28 236H25L26 234H28V233H24V236H25V238L23 237V233H21V230H20V225H21V223H19L20 225H18V222H16V221H14V220H16V219H14L13 220V218L11 219ZM34 220V219H33ZM56 220V219H55ZM65 220V221H66ZM140 220V219H139ZM198 219H196L195 220V223L196 222H198L197 221ZM206 220H207V217H206ZM17 221H18V219H17ZM31 221V220H30ZM50 221V220H49ZM95 221H99L98 219H96ZM199 221H201V219L199 220ZM4 223H5V220L3 221ZM2 222V220H1V223H3ZM8 222H9V224H10V221H9V219H8ZM8 222H6L7 224L6 225H8ZM14 222V223H13ZM23 223H24V220L22 221ZM34 223H35V220L33 221ZM53 222V221H52ZM56 222V221H55ZM68 222V221H67ZM104 222V221H103ZM185 222V221H184ZM206 222V221H205ZM215 222V221H214ZM3 223V224H4ZM26 223V222H25ZM24 223V229H26L27 228V224H25ZM58 223V222H57ZM68 223H70V222H68ZM105 223V222H104ZM194 223V222H193ZM30 224V223H29ZM36 224V223H35ZM52 224H54V223H52ZM56 224V223H55ZM60 224V223H59ZM71 224V223H70ZM70 224L68 225V226H70ZM98 224L99 223H97V224H95L94 226L96 227V225H97V227H98ZM181 224V226H182V222L180 223ZM185 224V223H184ZM183 224V225H184ZM32 225V224H31ZM67 225V224H66ZM135 225V224H134ZM199 225V224H198ZM198 225H196L197 226V228H198ZM23 226V225H22ZM30 226V225H29ZM36 226H38V224L36 225ZM40 226V225H39ZM93 226V227H94ZM145 226V225H144ZM143 226V227H144ZM180 226V227H181ZM185 226V225H184ZM1 227H2V225H1ZM0 227V228H1ZM3 227H5V226H3ZM92 227V228H93ZM101 227V226H100ZM100 227H98L99 229H100ZM107 227V228H108ZM200 227H201V229H200ZM199 227V233H198V229L195 231V234H196V236H197V238L201 241V243H200V246L198 245V249H200L199 247H201V249H206L207 247H209V246H212V244L210 245L209 244V229H208V225L207 226H200ZM8 228L9 229H11V227H9L8 226ZM37 228V227H36ZM57 228H59V227H57ZM67 228L68 227H65V229L67 230ZM96 229L97 231H95V230H93V232L95 231V233L94 234H92V235H96V233L99 231V229ZM105 228V227H104ZM4 229V228H3ZM8 229V231H6L7 229H6V227H5V234H6V232L9 234V232H10V230ZM32 229V228H31ZM86 229H89V228H86ZM94 229V228H93ZM103 229V228H102ZM184 229V228H183ZM182 228L180 229L181 231L183 230ZM2 230V229H1ZM26 230H28L29 231V227H28V229H26ZM33 230V229H32ZM66 230L64 231V233L66 232ZM90 230H91V228H90ZM90 230H88V232L90 231ZM106 230H108V229H105L104 231H101V233L103 232H105ZM142 230V229H141ZM11 231V232H12ZM24 231V230H23ZM22 231V232H23ZM40 231H42V229H40ZM59 231L60 232H63L62 230H60L59 229ZM109 231V230H108ZM107 231V232H108ZM110 231H109V233H110ZM144 231V230H143ZM142 231V232H143ZM154 231V230H153ZM26 232V231H25ZM32 232V231H31ZM36 232H39V230L37 231L36 230ZM59 232V233H60ZM90 232H92V231H90ZM100 232V231H99ZM151 232V231H150ZM183 232H184V230H183ZM4 233V232H3ZM145 233V232H144ZM143 233V234H144ZM11 234V233H10ZM34 234V236H35V233H33ZM38 234V233H37ZM40 234V233H39ZM42 234V233H41ZM41 234H40V236H41ZM86 234V233H85ZM177 234H178V232H177ZM180 234V233H179ZM198 234V235H197ZM30 235H31V233H30ZM58 235V234H57ZM86 235H88V233L86 234ZM103 235H100L101 237H103ZM5 236V235H4ZM39 236V235H38ZM83 236V235H82ZM81 236V237H82ZM97 236H98V233H97ZM97 236H95V238H97ZM145 236V235H144ZM150 236V237H149ZM180 236H181V234H180ZM196 236L194 237V242H195V240H198L197 238H196ZM43 237V235L41 236V238ZM87 237H89V236H87ZM86 237V238H87ZM106 237V238H107ZM174 238V240H173V238ZM30 238H32V235L30 236ZM35 238V237H34ZM33 238V239H34ZM45 238H48L47 236L45 237ZM85 238V239H86ZM105 238V240H107ZM144 238V237H143ZM176 238H178V236L176 237ZM180 238V237H179ZM196 238V239H195ZM26 239V240H25ZM36 239V238H35ZM54 239V238H53ZM102 239V238H101ZM48 240V239H47ZM52 240V239H51ZM84 240V239H83ZM100 239H95L94 241H95V243H98V242H96V241H99ZM44 241H46V240H44ZM92 241H93V239H92ZM153 241V242H154ZM177 241H178V239H177ZM53 242L54 241H52V244H53ZM197 242V241H196ZM94 242H93V244H95ZM108 243H110V242H108ZM113 243H111V245L110 244H107V249H108V247H112V245L114 246V244ZM174 243H176V242H174ZM199 243V242H198ZM212 243V242H211ZM100 244V243H99ZM104 244V243H103ZM139 244V243H138ZM208 244H209V246H208ZM90 245H92V244H90ZM110 245V246H109ZM94 246V245H93ZM220 246V245H219ZM98 247V246H97ZM106 247V246H105ZM160 247V246H159ZM174 246H172V248H173ZM176 247V246H175ZM88 248V247H87ZM95 248V250H96V247H94ZM100 248V247H99ZM98 248V249H99ZM151 248V247H150ZM149 248V249H150ZM71 249V248H70ZM104 249V248H103ZM106 249V248H105ZM104 249V250H105ZM106 249V250H107ZM110 249L111 248H109L108 249V251H106V252H112V251H110ZM115 249H117V246H116V248ZM144 249H147V248H144ZM176 249V248H175ZM198 249H196V251L198 250ZM75 249H73L72 250V252L74 251ZM94 250V249H93ZM93 250H90V251H92L93 252ZM100 250V249H99ZM119 250V251H120ZM143 250V249H142ZM151 250V249H150ZM150 250H148V252L150 251ZM166 250V251H165ZM173 250V249H172ZM103 251V250H102ZM144 251V250H143ZM151 251H153V250H151ZM150 251V252H151ZM166 252V253H163V252ZM205 252H207L206 250H204ZM204 251L202 252V253H204ZM64 252V251H63ZM75 252V251H74ZM146 252H147V250H146ZM67 253H68V251H67ZM77 253V252H76ZM86 253H87V251H86ZM94 253V252H93ZM97 253V252H96ZM103 253V252H102ZM119 253V252H118ZM120 253V254H121ZM170 253V252H169ZM173 253H175V252H173ZM196 253H198V252H196ZM199 253H201V252H199ZM113 254V252L111 253V254H108V255H110L109 256V258H104L105 260V262H106V260L108 259H112L111 257H114V255H112ZM120 254H118V255H120ZM152 254V253H151ZM82 255V254H81ZM83 255H85V254H83ZM95 255H97V254H95ZM107 255V254H106ZM108 255L106 256V257H108ZM112 255V256H111ZM157 255V256H156ZM176 255V254H175ZM206 255V254H205ZM254 255V254H253ZM207 256V255H206ZM209 256V255H208ZM220 256H221V258L224 260V262H225V264H231L230 263V258H231V256H230V258L228 259V257H227V255L224 253V251H223V249L220 247ZM119 257V256H118ZM122 257V256H121ZM125 257V256H124ZM161 257V256H160ZM171 257H173V258H171ZM256 257L257 256H255L254 257V259L256 260ZM84 258V257H83ZM137 258V257H136ZM149 258V257H148ZM147 258V260L149 261V262H147V263H150V259L152 258H150V259H148ZM161 258H163V257H161ZM175 258H177V257H175ZM175 258H174V260H175ZM171 259V260H170ZM234 259V258H233ZM107 260V261H108ZM113 260V259H112ZM116 260V259H115ZM118 260V259H117ZM124 260V259H123ZM133 260H135V259H133ZM258 261H262L263 262V260H260V257H259V259H257ZM25 261V260H24ZM114 261V260H113ZM112 261V262H113ZM119 261V260H118ZM138 261V260H137ZM204 261V260H203ZM208 261H210V260H208ZM254 261V260H253ZM21 262V261H20ZM27 261H25V262H23V263H26ZM29 262V261H28ZM27 262V263H28ZM97 262H99V261H97ZM109 262H111L110 260L108 261V263L107 264H109ZM115 262V261H114ZM133 262V261H132ZM131 262V263H132ZM139 262V261H138ZM153 262H151V264L153 263ZM205 262V261H204ZM204 262L202 263V264H204ZM255 262V261H254ZM262 262H260V264H263ZM13 263H15V262H13ZM22 263V264H23ZM26 263V264H27ZM53 263V262H52ZM56 263V264H57ZM99 263H101V262H99ZM99 263H97V264H99ZM180 263V262H179ZM178 263V264H179ZM233 263V262H232ZM8 264V263H7ZM17 264V263H16ZM43 264V263H42ZM45 264V263H44ZM101 264H103V263H101ZM106 264V263H105ZM111 264V263H110ZM113 264V263H112ZM205 264H206V262H205Z\"/></svg>","mask_w":264,"mask_h":264},{"label":"clouds","instance_id":"clouds-1","mask_svg":"<svg viewBox=\"0 0 264 264\" xmlns=\"http://www.w3.org/2000/svg\"><path fill=\"white\" fill-rule=\"evenodd\" d=\"M198 2L199 0H179V6L181 8L191 7ZM167 3L168 0H111L110 11H121L134 6L136 10L134 18L137 20L147 19L163 12Z\"/></svg>","mask_w":264,"mask_h":264}]
</instances>
